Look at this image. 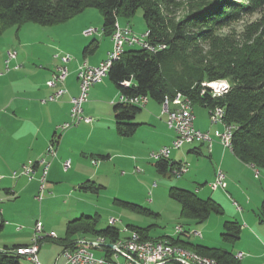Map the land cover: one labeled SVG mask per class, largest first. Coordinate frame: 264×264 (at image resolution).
I'll return each instance as SVG.
<instances>
[{
    "label": "rangeland",
    "instance_id": "rangeland-1",
    "mask_svg": "<svg viewBox=\"0 0 264 264\" xmlns=\"http://www.w3.org/2000/svg\"><path fill=\"white\" fill-rule=\"evenodd\" d=\"M183 13L182 8L177 11L175 16L180 19ZM259 20V13L244 15L231 25L217 28L216 35L222 39L231 36L240 37L248 26ZM119 22L122 25L130 24L137 36H142L147 31L142 9L136 12L129 23L123 18H120ZM90 27L98 28L103 32V17L98 9H87L73 19L54 26H41L28 22L20 27L14 26L8 29L0 36V97H4L5 93L14 90L31 91L35 90V87L39 88L37 85L45 86L46 75L56 71L61 66L64 57L71 58L67 67L70 75H73L71 80H75L77 74L75 75L76 72H73L74 63L76 59L85 61L83 51L86 47L97 41V57L105 53L107 48L112 47L110 38L107 36L93 35L86 38L84 31ZM200 47L204 51L210 49L208 42H202ZM132 49L141 48L136 46ZM9 51H16L19 61H24V64L17 61V63L11 64L8 70L4 61H6ZM89 55L91 56V54ZM27 57L28 59H26ZM21 66H23V71L9 73L16 70L14 68ZM13 74L15 77H12ZM76 82L79 88V81L76 80ZM214 83L230 85L228 80H217ZM45 99L37 98V101ZM119 100L118 89L107 77L103 83L91 88L88 101L83 105L84 115L92 118L95 121L92 125L97 128L92 136H88L86 133L80 136L78 141L81 146L99 147L105 151L110 148H117L121 152L123 150L119 155L120 158H112L110 163H107V177L102 178V183L93 180L97 185L104 186V189L98 193L79 189L81 185L91 179L86 177L85 180H81L88 173L87 165L84 162L76 160L72 163L70 159L65 161L64 163L70 161V166L69 169L64 170L63 164L62 170L68 173H60L62 181L57 185L48 180V174L45 181L42 182L43 171L35 172L32 174V178L20 175L24 166L30 163L27 162L21 169L11 172V176L20 180L27 189L22 192L17 191V197L8 196L2 189L0 190V206L4 210L5 219L4 227L0 229V250L6 246L13 247V245L21 243L19 241L26 240L28 236L35 234L38 220L47 230L55 231V238L62 239L65 237L66 224L76 216V212L94 213L96 211L98 213L97 228L100 230L110 226L111 219H117L118 223L113 226L121 231L130 228V226L149 228L148 233L154 239L164 236L179 237L185 243L223 249L234 256L242 252L244 258L240 260L241 264H264V215L262 209L264 169L256 172L252 168L245 167L234 157L231 149L224 147L218 138H213L222 145L215 146L212 156L209 155L206 148H203L202 156L190 154L187 160L182 158L184 164L189 166V173L181 177L173 174L163 176L156 170V160L153 158V154L172 144L173 140L169 143V138L166 136L168 128L157 122L151 124L146 118V110L143 109L142 114H138L137 121H146L145 123L148 125L140 126L133 137L119 136L113 112V104ZM149 102L150 104L155 103L152 99ZM195 109L197 124L203 130H208L209 126L213 124L207 110L199 105H196ZM88 111L90 114L87 113ZM217 126L219 129H215V131H223L222 124ZM87 128V132L92 131L89 126ZM189 146L186 145L183 151L174 152L171 156L172 159L182 157ZM53 147L56 153L55 146ZM71 151L79 154L80 150L71 148ZM95 158L92 163L100 161L99 158ZM220 167L223 174L227 176L228 188L226 189L215 187L213 185L215 180L211 178L214 169L221 171ZM227 170L230 174H227ZM196 177L198 180H195ZM42 186H44L43 190ZM74 186H77L76 189ZM172 187L192 191L203 199L214 200L222 207L223 214H212L203 223L182 217L180 204L169 197V190ZM116 200L137 205L143 209V212L116 203ZM226 222H237L242 227L240 239L236 243H229L223 239V234L227 233L224 226ZM178 226L182 227V231L179 233L176 229ZM195 232L201 233L202 236H196ZM186 246L191 248L190 245ZM61 252L62 246L46 241L42 244L38 254L39 260L43 264H54ZM96 254L99 253L96 251ZM20 263L30 264L24 257L20 258Z\"/></svg>",
    "mask_w": 264,
    "mask_h": 264
},
{
    "label": "trees",
    "instance_id": "trees-1",
    "mask_svg": "<svg viewBox=\"0 0 264 264\" xmlns=\"http://www.w3.org/2000/svg\"><path fill=\"white\" fill-rule=\"evenodd\" d=\"M90 8L102 14L106 36L113 34L120 18L129 23L142 9L151 42L166 45L165 50L157 53L131 48L120 56L108 75L120 94L148 96L162 104L180 92L193 105L208 109L220 107L225 124L235 127L233 154L244 164L264 169V0H0V36L28 22L41 26L62 24ZM182 8L183 16L178 19L175 14ZM254 13L260 14V20L248 26L242 36L222 39L216 35L217 28ZM202 42H208L210 49L201 50ZM97 46V41L91 43L84 49V55L93 53ZM217 80H228L229 89L217 97L208 89L202 94L204 82L211 84ZM126 82L131 85L125 86ZM141 111L139 106L113 104L119 136L128 138L136 133L140 124L135 119ZM181 164L170 159L155 161L157 172L163 176L172 175L174 168ZM79 189L98 193L104 186L90 180ZM169 197L180 204L182 217L198 223L205 222L212 214H223L222 207L214 200L203 199L189 190L172 187ZM116 203L143 212L137 205L119 200ZM262 209L264 215V202ZM97 225L98 214L82 215L66 224L64 238L46 236L40 243L51 241L65 248L76 247L79 240L88 237H101L110 244L123 237L121 230L112 225L102 230ZM224 226L227 233L223 239L236 243L241 225L226 222ZM130 229L138 231L144 240L167 239L220 264H241L236 256L223 249L188 244L179 237L154 239L148 233L149 228L130 226ZM23 246L27 245L1 249L0 264H21L23 256L15 250ZM105 250L110 251L107 247Z\"/></svg>",
    "mask_w": 264,
    "mask_h": 264
},
{
    "label": "built area",
    "instance_id": "built-area-1",
    "mask_svg": "<svg viewBox=\"0 0 264 264\" xmlns=\"http://www.w3.org/2000/svg\"><path fill=\"white\" fill-rule=\"evenodd\" d=\"M102 32L98 28H88L84 31L87 37L100 35ZM151 34H143L137 36L130 25L124 27L118 23L111 35L113 41V50L109 52L108 57L98 65H91L87 60L81 62L77 68V79L79 81V94L70 98L71 112L70 121L60 125L58 130L64 132L81 123L91 124L93 119L84 115L83 105L88 101L89 92L92 87L100 84L108 77L113 64L120 60V51H127L130 48L139 46L141 49L151 53H157L165 50L166 45L154 44L150 40ZM17 58L16 51H9L5 64L7 69H10L11 63ZM70 57L62 58L61 66L53 74L52 78L47 82L49 88L55 89V92L42 100L43 103L57 102L68 94V89L65 87V82L70 73L67 67ZM130 82H126L125 86H130ZM204 94L207 89L213 97H217V86H211L204 82ZM206 87V88H205ZM149 101L148 96L134 95L127 96L120 94L119 102L139 107H144ZM162 105L163 113L166 114L167 126L176 133L175 138L170 146L164 147L158 153L153 154V158L157 160L169 159L174 150H179L185 145L195 142L212 144L213 138H218L221 143L229 149L228 134L232 130L225 129L224 114H220V107L209 109V119L213 125L223 126V131H215L212 135L210 132H203L195 127L194 105L192 100L183 93H177L174 98H166ZM48 156H55L53 145L47 152ZM41 165L43 169L42 182L45 181L48 174L50 163L46 157L38 159L36 162H30L25 165L20 175L30 176L35 173V166ZM70 161L64 163V170L69 169ZM188 165L181 164L174 168L172 174L178 177L188 173ZM17 175V174H15ZM2 175L0 173V179ZM215 187L226 188V178L222 171H218L215 181ZM44 189V186L41 187ZM119 220L111 219L110 225H115ZM177 233L182 231V227L178 226ZM123 237L116 243H111L112 248L105 246L107 243L104 238H97L92 241L83 240L76 247H65L62 251L64 259L63 264H202L198 261V255L186 254V248L172 244L167 239L160 240H144L138 231L130 228H125L121 231ZM196 236H202L201 233L195 232ZM53 237L44 234V226L41 221L36 222L35 234L31 242L27 246L19 247L15 251L18 255L23 256L31 264H42L39 260V250L41 241L44 237ZM110 251H106L105 248ZM96 251L99 254H96ZM237 259L244 258L242 252L238 253Z\"/></svg>",
    "mask_w": 264,
    "mask_h": 264
},
{
    "label": "crops",
    "instance_id": "crops-1",
    "mask_svg": "<svg viewBox=\"0 0 264 264\" xmlns=\"http://www.w3.org/2000/svg\"><path fill=\"white\" fill-rule=\"evenodd\" d=\"M118 23L122 27L126 25H130L127 23L122 25L119 21ZM99 36L104 37L106 35L104 34V32H102ZM85 37L89 38L87 36ZM107 37L110 38L112 47L107 48L104 51L105 53H102L100 57H97L96 50H95L93 53H91V56L89 54L84 56L85 57L84 59L87 60L91 65H98L100 62L106 59V57H108L109 52H111L113 48V41L111 39V36H107ZM6 58H7V55H6ZM26 59H28V57ZM17 61L24 64L23 63L24 61H19L18 55H17L16 61H13L11 64H14L15 62L17 63ZM81 62L82 60L76 59L74 63L75 69L73 72H76L75 75L77 74V68ZM22 68L23 66L19 68H14L16 70H12L9 73H13L14 71L21 72L23 71ZM56 71H52L50 75H46L45 77L46 85L45 86L43 84H41V86L37 85L39 86V88L35 87V90L30 89L31 91H28L26 89L20 90V91L14 90L12 92L5 93L4 97H0V170H1V175H2V178L0 179V190L2 189V191L5 194H8V196L17 197V194H16L17 191L22 192L23 190L27 189L26 186L23 185L20 180H17L16 178H13L11 176L12 171L21 169L27 162H32V161L36 162L38 159L42 157H46L47 161L50 163L49 170H48V180H51L50 181L51 183H53L54 185H57V183L62 181V178L59 176L60 173L61 174H63V172L68 173L67 171L62 170V166L64 162L67 161L68 159L72 160V163L73 161L78 160V161L84 162L85 165H87V169H88L87 175L82 177L81 180H85V178L88 177V178H91L90 179L91 181L94 180L97 183H102V180H103L102 178L107 177L106 176L107 163H110L112 158L114 159L120 158L119 155L123 152V150L121 152L117 148H110L105 151V150L100 149L99 147L91 148L87 146H81L80 142L78 141L81 135L86 133L88 136H92L94 134V131L97 128V127H93L92 125L95 122L94 120L91 124L81 123L80 125H78L81 128H71L64 132H60L58 130V127L60 125L68 122L70 118V112H71L70 98L72 96H77L79 94V88L76 82V80H78L77 75H76V78H74L75 80L73 79L71 80V77L73 75H69L68 79L65 82V87L68 89V94L62 97L61 100L57 102H48V103L37 101V98H41V99L47 98L55 92V89L48 87L47 82L52 78L53 74ZM12 77H15V74H13ZM103 81L101 83H103ZM149 101L144 107H142V110L143 109L146 110V115H147L146 118H148L151 124H155L157 122L158 124H163L165 128H168V131H167L168 133L166 134V136L169 138L168 139L169 143H171V141L175 138L176 133L167 126L166 124L167 116L166 114L163 113L162 105L157 103L156 101L154 104H150ZM195 107L196 105H194L195 127L203 132H210L212 135H214L215 129H219L218 128L219 126L210 125L208 130H203L201 126L197 124ZM205 109L207 110L208 115H209V109L208 108H205ZM87 113L90 114L89 111ZM84 114H85V111H84ZM135 122L140 124V126L147 124L145 123L146 121H142V120L138 122L137 117L135 119ZM88 126L91 128L92 130L91 132L86 131L88 129L87 128ZM52 141H54L55 143H53ZM51 145L55 146L56 156L47 155L48 147L50 148ZM216 145H222V144L218 140H214L211 145L207 143H201V142H195L192 144H188L189 148L187 151L184 152V155L182 157H180L179 159L177 158L172 159L171 156L174 152L183 151L186 145L179 150H174L171 153L169 159L171 162H181L182 164H184L183 161L187 160L190 157L188 156L190 154L202 156L203 148H206L209 152V155L212 156V154L215 152L214 148ZM71 148H78L80 150L79 154L71 151ZM101 156H108V157L103 159ZM95 157H97V159L99 158L100 161L97 163H92V160ZM234 157L239 161V163H241L245 167L252 168L253 170H256V172L258 171V169H255L254 167L250 165L242 163L235 155ZM182 158H185V159L182 160ZM43 169L44 167L41 165L35 166L36 173L42 172ZM89 169L91 171L90 173H89ZM221 171H222V168H221ZM189 172H190V169L188 173ZM217 172L218 170L214 169V173L211 175V178L213 180H215ZM227 174H230L229 171ZM225 178L227 180V176H225ZM195 180H198L197 177L195 178ZM76 187L77 186H74V189H76ZM226 188H228V184ZM3 212L4 210L0 206V229H2L5 224ZM75 214L76 216L72 217V219L70 220L79 218L82 215L92 216L98 213L96 211H94V213H90L88 211H80V212H76ZM44 234L55 237V231L47 230L45 226H44ZM33 236H34V233L28 236V239L19 241L21 243H17L15 245H28L31 242ZM83 240H79V242ZM85 240L92 241L95 239L88 238ZM42 244L40 245L39 253L41 251ZM63 250H64V247L62 246V251ZM61 254L58 255L54 264L64 263V259ZM26 261L30 263L28 260Z\"/></svg>",
    "mask_w": 264,
    "mask_h": 264
},
{
    "label": "bare ground",
    "instance_id": "bare-ground-1",
    "mask_svg": "<svg viewBox=\"0 0 264 264\" xmlns=\"http://www.w3.org/2000/svg\"><path fill=\"white\" fill-rule=\"evenodd\" d=\"M145 34H149V32H146ZM125 51H120V56L124 54ZM227 83H211V86H217V96H220L223 94V92L227 91L229 89V86L226 85ZM220 114H223V110L220 108ZM225 129L232 130L230 134H228V143H229V149L232 148V138H233V132L235 130V127L232 125H226L225 124ZM186 254H193V255H198V261L202 264H220L214 259H211L209 257L200 255L196 253L195 251H191L186 248Z\"/></svg>",
    "mask_w": 264,
    "mask_h": 264
},
{
    "label": "water",
    "instance_id": "water-1",
    "mask_svg": "<svg viewBox=\"0 0 264 264\" xmlns=\"http://www.w3.org/2000/svg\"><path fill=\"white\" fill-rule=\"evenodd\" d=\"M105 246H107V247H109V248H112V247H113V245L110 244V243H106Z\"/></svg>",
    "mask_w": 264,
    "mask_h": 264
}]
</instances>
